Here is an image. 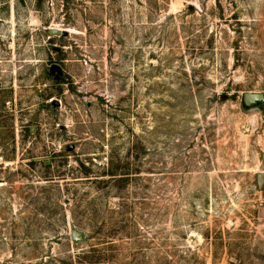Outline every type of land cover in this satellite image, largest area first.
Wrapping results in <instances>:
<instances>
[{
  "label": "rangeland",
  "instance_id": "374dc122",
  "mask_svg": "<svg viewBox=\"0 0 264 264\" xmlns=\"http://www.w3.org/2000/svg\"><path fill=\"white\" fill-rule=\"evenodd\" d=\"M0 264H264V0H0Z\"/></svg>",
  "mask_w": 264,
  "mask_h": 264
},
{
  "label": "water",
  "instance_id": "95a60500",
  "mask_svg": "<svg viewBox=\"0 0 264 264\" xmlns=\"http://www.w3.org/2000/svg\"><path fill=\"white\" fill-rule=\"evenodd\" d=\"M49 34L51 35V36H60V35H67V33L66 32H61V31H59V30H55V29H52V30H50L49 31ZM55 69H57V67H53V69L52 70H55ZM246 97L248 98V97H253V98H258L259 96L258 95H246ZM73 235H74V237H77L78 236V232L76 231V230H74L73 231Z\"/></svg>",
  "mask_w": 264,
  "mask_h": 264
},
{
  "label": "trees",
  "instance_id": "16d2710c",
  "mask_svg": "<svg viewBox=\"0 0 264 264\" xmlns=\"http://www.w3.org/2000/svg\"><path fill=\"white\" fill-rule=\"evenodd\" d=\"M109 176H115V174H111V173H110Z\"/></svg>",
  "mask_w": 264,
  "mask_h": 264
},
{
  "label": "bare ground",
  "instance_id": "6f19581e",
  "mask_svg": "<svg viewBox=\"0 0 264 264\" xmlns=\"http://www.w3.org/2000/svg\"><path fill=\"white\" fill-rule=\"evenodd\" d=\"M56 30V29H55ZM60 31V30H59Z\"/></svg>",
  "mask_w": 264,
  "mask_h": 264
}]
</instances>
